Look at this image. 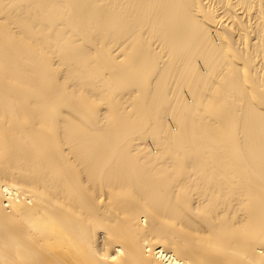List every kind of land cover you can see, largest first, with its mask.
Instances as JSON below:
<instances>
[{
    "label": "bare ground",
    "instance_id": "obj_1",
    "mask_svg": "<svg viewBox=\"0 0 264 264\" xmlns=\"http://www.w3.org/2000/svg\"><path fill=\"white\" fill-rule=\"evenodd\" d=\"M0 264H264V0H0Z\"/></svg>",
    "mask_w": 264,
    "mask_h": 264
}]
</instances>
